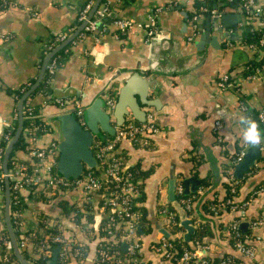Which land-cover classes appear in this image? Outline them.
Returning <instances> with one entry per match:
<instances>
[{
    "label": "crops",
    "instance_id": "1",
    "mask_svg": "<svg viewBox=\"0 0 264 264\" xmlns=\"http://www.w3.org/2000/svg\"><path fill=\"white\" fill-rule=\"evenodd\" d=\"M10 1L6 8L0 9V129L1 121L13 122L18 99L14 101L10 91L36 79L43 44L50 37L74 28L79 7L87 0ZM225 1L217 0L214 6L218 7ZM254 1L261 8L263 26L264 0ZM154 7H160L161 11L156 15V32L153 35H146L137 26L123 34H115L114 19H132L140 23L145 21L146 12ZM194 9L195 0H128L124 5L112 4L105 17L109 16L111 21L103 18L96 27L99 42L94 47L95 59L89 53L95 43L94 34L76 38L68 46V54L54 69L49 82L48 96L51 99L63 100L66 107L77 101L83 109L97 97L104 100L110 96L115 101L117 90L125 78L137 72L149 84L147 97L158 100L157 107L139 106L145 111L144 120L146 113L152 114L159 128L155 138L149 139L148 147L139 149L126 141L118 147L128 165L151 169L150 174L156 171L160 177L152 215L144 206L146 179L142 185L144 198L141 205L146 209L149 231L142 237L141 255L147 264H161L150 244L156 240L161 228L162 219L155 214V204L167 201L165 176L176 174L175 183L181 180V173L190 172L193 178L199 177L200 180L206 177L211 185L207 188L199 186L196 191L202 190L200 195L206 194V197L219 198L224 184L222 167L231 165L232 155L243 143L238 115L264 112V78L245 80L243 75H235L248 62L258 61L264 54L255 53L253 47L241 42L242 28L237 26L239 8L224 7L216 20L200 16V29L193 40L188 41L186 37L191 33L189 17ZM223 74L229 77L230 86L226 89L218 86ZM29 101L47 127V131L37 138L35 146L43 147L50 141L57 144L60 138L52 118L62 109L46 101L42 94L33 95ZM241 103L246 106V112L240 111ZM128 119L133 118L128 115L124 120ZM110 121L114 127L116 124H113L111 116ZM104 137L109 135L104 134ZM260 154L261 159L255 161L239 179L235 199L243 203V207L234 211L227 208L220 218L224 222L236 220L238 228L242 222L249 223L246 230L256 234L250 243L255 250L253 259L258 264L264 260V223L253 228L250 221L258 219L264 210V145H261ZM11 159L27 164L31 161L25 149H16ZM37 188L42 189L39 191L43 192L45 199L25 200L22 213L25 224L34 229L39 225L48 231L51 222L58 220L65 236L88 244L85 255L71 256L67 264H91L93 235L86 232L83 203L78 193L66 191L50 197L49 190L42 186ZM61 198L82 214L79 213L75 219L63 216L56 203ZM91 198L93 205L97 203L95 194H91ZM2 202L0 198V205ZM201 203L191 202L194 222H190L193 227L202 219ZM87 217L90 218L89 215ZM94 221L98 219L94 218ZM183 232L182 229L175 237L182 236ZM206 241L207 250L202 254L209 258L221 257L228 249L225 238L215 237ZM242 259L243 262L232 264H248L246 258Z\"/></svg>",
    "mask_w": 264,
    "mask_h": 264
},
{
    "label": "built area",
    "instance_id": "2",
    "mask_svg": "<svg viewBox=\"0 0 264 264\" xmlns=\"http://www.w3.org/2000/svg\"><path fill=\"white\" fill-rule=\"evenodd\" d=\"M105 0L103 3H98L93 10L90 18H87V14L92 8L94 0H88L79 14V20L85 22L82 29L76 34V38H81L85 33L94 34V45L90 49L89 53L95 59V45L99 42V34H96L97 24L105 18L110 10L112 4H119L121 0ZM204 1V0H198ZM207 1V0H205ZM227 2L231 0H226ZM240 11L239 20L237 26H242V15L250 16L252 18H262V11L259 5L254 0H238ZM9 3L5 0H0V9L7 7ZM161 11L160 7H154L148 10L145 14L142 22H135L132 19L116 18L113 20V24L116 27L117 35L125 33L133 26L144 30L146 35H153L156 32V15ZM221 14V10L217 7H209L204 3L199 5L197 12L189 17L191 33L187 35L188 41L193 40L194 36L199 31V17L207 16L212 20H216ZM84 30L85 33L82 32ZM251 30V29H250ZM264 33V32H263ZM68 36L65 34H59L54 41H59L61 44ZM74 41H72L73 43ZM58 43V42H57ZM58 44V45H59ZM258 44L264 45V34L258 39ZM53 41L44 43L42 46V53L44 56L49 54L54 48ZM248 47L252 48L253 45L249 44ZM55 53V52H54ZM53 53V54H54ZM53 54L48 58L45 64L44 71L46 75L51 79V76L55 69V59H52ZM264 78V62L262 64L253 65L248 73L243 75L245 80H254ZM49 81V80H48ZM218 86L222 89H226L230 86L229 77L223 74L218 82ZM236 89V87H235ZM46 101L53 102L61 109L72 108V115L77 122L82 125L81 112L82 107L77 101H73L66 107L67 103L61 99H51L48 94H44ZM114 104V99L110 96L104 98V110L108 113ZM26 111L28 115H32V108L30 101L25 102ZM241 112L246 111L244 104L239 105ZM256 122L264 123V112L259 111L256 114ZM17 113L16 110L13 113L12 124L1 121L2 128L0 134L3 135L4 140L7 142L10 140L8 133L12 128L13 123L16 122ZM218 125V121L215 122ZM4 130L7 132L5 134ZM47 131L46 125L41 121L34 124L31 129H25L24 133L27 135L28 144L25 148L28 156L30 157V164L20 162L17 159H11L9 168L6 173L1 172V158H0V178L6 176L11 181V200L14 206H17L19 193L28 191L29 188L34 186H42L50 192V197L55 194H63L66 191L77 192L78 197L83 203V220L86 222V232L92 233L94 242L93 256L91 257V264H147L142 260L141 255V243L142 234L138 232L140 210L138 206L141 205L142 190L133 175V172L127 168L132 166L128 165L125 161L123 154L118 152L119 145L126 141L132 146L137 148H147L150 143L148 136H156L159 133V128L153 121L152 114L146 113V119L140 123L133 119L124 120L119 125H114L113 133L105 138L103 141H99L94 138L89 149L91 150L94 165L92 167H82L81 172L74 178H63L56 172V159H57V144L55 141H50L43 147H36L35 142L37 138ZM6 142V143H7ZM242 143L240 149L232 155L231 167L236 164L244 154V152L250 148ZM261 151V146H259ZM0 152L3 154V149L0 148ZM227 180L230 183V197L226 198L223 202L230 211L237 210L243 207V203H234L235 197V185L238 180L229 172ZM202 190H197L194 194L200 195ZM158 192V191H157ZM91 194H95L97 203L93 205ZM193 194V195H194ZM193 195L188 196L183 194V186L181 181L175 183L174 186V200L183 208V210H190L191 202L193 201ZM93 210H92V207ZM3 206V202L1 204ZM264 208V207H263ZM155 214L160 217L161 229L166 233L159 231L157 233L156 240L150 244V248L159 256L161 264H171L169 257L171 255L172 244L167 240V236H174L178 232L171 233V228L175 225H179V220L174 208H172L168 201L155 204ZM213 214H216V207L210 206ZM23 211L18 208H14L11 211V223L14 224L20 231L18 234V241L16 242L19 249H24L30 244L31 239L35 236L36 230L29 225H26L22 218ZM79 213V209H73L71 216L74 217ZM90 216V220H85V216ZM97 218L98 221H94ZM189 219V216L186 217ZM79 219V218H78ZM264 223V210L258 219L250 221V226L253 228L262 225ZM56 225L58 228L57 233L49 234V229ZM230 228L234 234L236 240L233 243L235 252L246 258V260H252L255 257V250L253 247L245 246L239 238V229L236 220L230 222ZM182 238V236H180ZM46 243L58 245V254L63 257L67 255V252L71 249L70 254H80L85 247L82 242H78L73 238L65 236L62 232L59 223L48 226L47 234L42 236ZM45 242L40 244V249H43ZM114 243H121L125 249L127 258L124 261L118 250L112 247ZM4 254L2 260H6V253L11 250V244L9 239L3 241ZM207 245L200 244L198 241L193 243V249L188 250L183 248L179 257L174 260L175 264H232L231 259L228 256L218 257L216 261H212L209 257L202 254L206 252ZM201 252V253H200ZM96 253V254H95ZM264 264V260L260 263Z\"/></svg>",
    "mask_w": 264,
    "mask_h": 264
},
{
    "label": "trees",
    "instance_id": "3",
    "mask_svg": "<svg viewBox=\"0 0 264 264\" xmlns=\"http://www.w3.org/2000/svg\"><path fill=\"white\" fill-rule=\"evenodd\" d=\"M88 1V0H87ZM86 1V2H87ZM128 0H121V2L117 5H124V3H127ZM217 0H207V1H198L195 0V9H194V13L197 12L198 6L199 5H203L204 3H206V5H208L209 7H214V4ZM5 2L9 3L11 2L10 0H5ZM83 3L80 7H79V11L77 14V20L75 22V27L74 28H70L66 33L64 32L65 35H69L72 34L75 29L81 24V21L79 20V14L80 11L82 10V8L84 7V5L86 4ZM105 2V0H100L99 3H103ZM227 3V4H226ZM239 2L238 0H231L229 2L225 3H221L218 5V9L222 10L224 7L226 6H234L240 9L239 6ZM262 19L263 18H252L250 16H246V15H242V26L240 28H242L241 30V42L243 44L249 45L252 44L255 53H264V45H259L258 44V39L260 38V36L262 34H264V25L262 26ZM251 29V30H250ZM83 33L84 30H82ZM61 34V33H60ZM88 34V33H85ZM59 34H56L52 37H50L45 43L48 42H52L53 41V47L59 44V41H54V39L58 36ZM76 39V36L70 40L66 45H64L63 47H61L60 49L56 50L55 53L52 56V59H55V68L57 66H59L62 62V60L64 59V57L68 54V46L70 44H72V41H74ZM58 42V43H57ZM44 58L43 53H41L40 56V62L41 60ZM264 62V54L260 56V58L258 59V61L256 62H248L245 65L244 69H240L235 75H244L246 73H248V71L250 70V68L254 65H258V64H262ZM49 80V81H48ZM34 80H30L29 82H27L26 84H24L23 86L19 87L18 89L14 90V91H10L12 97L14 98V101H16L28 88L29 86L33 83ZM49 82H50V78L46 75L45 72H43V75L39 81V83L37 84V86L34 88V90L24 99L22 105H21V130L19 133L18 138L16 139V141L14 142V144L12 145V148L10 150L8 159H7V164H6V170L9 168L10 165V160L12 158V155L14 153V151L16 149H21L24 150L28 144V140H27V135L24 133L25 129H31L33 127L34 124L39 123L40 121V117L38 116V112L37 109L35 107L32 108V115H28L27 111H26V105L25 102L30 100L31 97L35 94H42V95H46L49 92ZM235 89V88H233ZM246 112V111H245ZM247 114V112H246ZM245 114V115H246ZM248 115V114H247ZM249 116V115H248ZM251 119L253 120H257L256 118V113L252 114L249 116ZM257 124L260 127V130L262 132V134H264V123H260L257 122ZM16 126V122L13 123L12 128L9 130V132H7L6 130H4L5 134L6 132L8 133L9 137H11L14 133V129ZM6 140H4L3 135H1V140H0V148L4 150V147L6 145ZM0 158H2V152H0ZM231 168V165H225L222 167V176H223V190L221 195L219 196V198H215L212 196H208L206 197V194H202V195H196V194H190L188 195L189 197L193 195V200L194 201H200L201 203V211H202V219L201 221H199L194 227L193 230L190 233V237L189 240L187 242L183 241L181 237H174L171 235L167 236V240L172 244L171 247V255L168 258L169 262H171V264H175L174 260H176V258L179 257L180 253L182 252L183 248H187L188 250H192L193 249V243L195 241H198L200 244H206L207 241L206 240H211L212 238L214 239L215 237L219 238L220 237L223 239H226V244L228 245V249L225 252V254H223V256H228L232 263H238L239 261L243 262L242 256L238 255L235 253L234 247H233V243L236 240V238L234 237V234L230 228V222H224L221 221L220 218L222 217L223 212L225 213L227 211V207L225 205H223V202L225 201L226 198L230 197V193H229V189H230V183L227 180V176L229 174ZM128 170L133 172V175L135 177V179L137 181H139V186L142 190V185H143V180H145L151 173V169H147V170H143L141 169L138 165H132L130 167L127 168ZM240 182V180H238V183ZM238 183L237 185H235V197L237 195V190H238ZM11 181L8 180V192H9V221H10V225L12 228V232H13V236L15 239V243L18 241V234L20 233L21 230H19L14 224L11 223V211L14 208H18L19 210L23 211V209H25V200H31V201H41L44 200L45 197L42 196V190L41 188H37V186L31 187L29 188L28 191H24L23 193H19L17 196L18 199V203L17 206H14L11 200V196H12V191H11ZM211 185V184H210ZM209 182H208V178H203L200 180V187L202 188H207L210 186ZM0 193L2 194L1 199L3 200V179L0 178ZM144 198V194L142 191V195L140 197L141 200H143ZM234 203H240L238 200H236L234 198ZM57 206L60 208V213L63 216H71V212L74 209L73 205H71V203H68L67 200L65 199H60L57 202ZM210 206H215L216 207V214H213V212L210 209ZM138 209L140 210V218H139V228H138V232L139 234H142V237L144 234H147V232L149 231V221L146 217V209L144 208V206L140 205L138 206ZM83 212V211H82ZM0 264H19V262L17 261L16 257L14 256V254L12 253V249L6 253L7 259L6 260H2V255L4 254V250H3V241L9 239L8 237V233L7 230L5 228L4 225V218H3V206L1 205L0 207ZM80 214H82L81 212H79ZM78 214H76L75 216L78 217ZM185 215L186 217L189 216V220L194 222V218L192 217V210H188L185 211ZM75 216L73 217L75 219ZM87 220L89 221L90 218L87 217ZM58 220L54 221V224H57ZM58 228L56 227V225H53L50 229H49V234H53V233H57ZM182 227L179 225H175L173 228H171V233L174 232H181ZM224 232V235H223ZM256 237V234L247 229L244 232H241L239 230V238L241 239V241L243 242V244L245 246H250L253 247L252 244L250 243V240H253ZM45 242V240L43 238H39L37 234H35V236L31 239L30 244L24 248V249H19L18 246V250L19 253L21 255V257L28 263V264H47V261L49 260L50 256H51V250L54 247H58V245L56 243H51L48 244L46 243L43 249H40V244ZM17 245V244H16ZM87 245L88 244H84L83 246L85 247V250H83L80 254H70L71 249L67 252L66 256H59L58 254V250H57V254H56V258H55V264H67L68 260L71 256H73L74 258L77 257H81L82 255H85L86 250H87ZM112 247L117 249L121 258L125 261L127 258V254L125 252V249L122 247L121 243H114L112 244ZM96 254V253H95ZM212 259V261H216L217 258H210ZM245 262V260H244ZM95 264V263H94ZM243 264V263H242ZM248 264H258L254 259L252 260H248Z\"/></svg>",
    "mask_w": 264,
    "mask_h": 264
},
{
    "label": "water",
    "instance_id": "4",
    "mask_svg": "<svg viewBox=\"0 0 264 264\" xmlns=\"http://www.w3.org/2000/svg\"><path fill=\"white\" fill-rule=\"evenodd\" d=\"M100 0H94L91 10L87 14L89 19L93 10L96 8ZM223 17V16H222ZM221 17V18H222ZM104 20L110 22L109 16ZM85 22H81L78 28L70 34L61 44L54 48L49 54L44 56L41 61L37 77L29 88L18 98L16 104V126L14 133L10 140L6 143L2 158H1V172L6 173L7 159L12 148V145L19 136L21 130V105L24 99L34 90L40 81L42 73L44 71L45 64L48 58L58 49L66 45L72 40L76 34L82 29ZM99 23L97 24V26ZM205 37V36H204ZM149 84L145 78L134 72L127 76L123 84L118 88L115 101L111 112L108 113L104 110V100L100 97L95 98L92 103L82 109L81 119L82 125L77 122L72 115V108L62 109L57 111L52 118L55 124V129L60 140L57 143V162L56 172L63 178H74L79 175L83 165L86 167H92L94 160L91 156L89 145L92 138H96L99 141L105 139L104 134L111 135L113 133V126L111 125L110 116L113 118V124H121L126 116H131L137 122L142 123L144 121L145 111L141 110L139 106H154L157 107L158 100L155 98H148ZM152 139L154 136H148ZM155 138V137H154ZM242 145V144H241ZM261 159L259 146L256 148H248L241 159L233 165L232 174L236 179H241L242 176L247 173L250 168L253 167L254 162ZM181 173V172H180ZM176 174L165 176L166 178V200L170 206L175 209L177 218L179 220V226L184 230L182 234V240L187 242L190 237V233L193 230V226L189 219L186 218L185 210L173 199L174 198V186ZM181 183L183 186V194L190 195L196 192V189L200 186L199 177L193 178L189 173H181ZM3 218L4 225L8 233L9 241L11 244L12 253L16 257L19 264H28L20 255L15 239L13 236L12 228L9 221V192H8V179L3 176ZM160 180L156 171L150 174L146 178L147 188L145 190L146 203L145 208L149 213L153 214V206L155 202L157 185ZM249 225L248 222H242L239 224V230L244 232ZM37 235L41 238L42 234H47V230L41 226H36ZM160 231L166 235V233L160 228ZM58 247H54L51 250V256L47 261V264H55V258Z\"/></svg>",
    "mask_w": 264,
    "mask_h": 264
},
{
    "label": "clouds",
    "instance_id": "5",
    "mask_svg": "<svg viewBox=\"0 0 264 264\" xmlns=\"http://www.w3.org/2000/svg\"><path fill=\"white\" fill-rule=\"evenodd\" d=\"M237 120L242 127L241 139L244 144L253 148L264 145V134L255 120L244 114H239Z\"/></svg>",
    "mask_w": 264,
    "mask_h": 264
},
{
    "label": "rangeland",
    "instance_id": "6",
    "mask_svg": "<svg viewBox=\"0 0 264 264\" xmlns=\"http://www.w3.org/2000/svg\"><path fill=\"white\" fill-rule=\"evenodd\" d=\"M48 190V189H47ZM1 198V197H0ZM0 207H1V205H0Z\"/></svg>",
    "mask_w": 264,
    "mask_h": 264
}]
</instances>
